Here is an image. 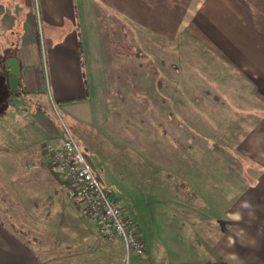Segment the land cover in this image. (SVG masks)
<instances>
[{
  "label": "crops",
  "instance_id": "obj_1",
  "mask_svg": "<svg viewBox=\"0 0 264 264\" xmlns=\"http://www.w3.org/2000/svg\"><path fill=\"white\" fill-rule=\"evenodd\" d=\"M0 24V188H9L0 190V264H95L81 259V202L41 150L63 139L43 112L52 117V105L101 185L109 167L183 209L179 231L136 214L151 264L171 237L167 250L185 242V253L169 264H264V0H0ZM11 57L17 93L4 68ZM128 90L155 99L151 131L126 117ZM21 97L35 105V124L17 139L15 128L28 125L16 119ZM7 225L40 229L46 242L60 227L56 258L17 246Z\"/></svg>",
  "mask_w": 264,
  "mask_h": 264
},
{
  "label": "rangeland",
  "instance_id": "obj_2",
  "mask_svg": "<svg viewBox=\"0 0 264 264\" xmlns=\"http://www.w3.org/2000/svg\"><path fill=\"white\" fill-rule=\"evenodd\" d=\"M31 13L33 15L35 14V12H31ZM2 27L3 26H1L0 24V32H1ZM1 35L2 34H0V36ZM9 36L11 37H9V42L6 47L11 48V49L13 48L14 53H16L19 48V42L18 40L14 41L16 37L14 36V39H13V34H10ZM40 49H41L42 58L39 57V65L41 66V70H42L41 74L43 76L44 84H45L42 86V90H45V96H46L44 98L45 101L49 102L50 100L48 99L49 91L47 90V86H46V79H47V68L46 67L47 65H46V59L45 57H43L41 42H40ZM132 77L134 76H129V78H132ZM126 93L128 94L129 99L122 101L123 104H126V103L128 104L126 107L127 112L125 113L126 117L130 119L134 118L138 122L139 126L137 127H142L144 130L151 131V128H149V126H151L152 124L151 114H152V111L155 109V107H152V101H155V99L151 98L150 96H149V99H146L144 94H142L141 92L135 93L132 90H128L126 91ZM24 95L25 94H22L23 97ZM33 95L34 94H31V96ZM15 96H16V101H19V95L17 96L16 94ZM39 96H41V93L38 94V97ZM22 101L23 102L21 104L18 103L20 108L19 106L18 108H16V119L17 118H18L17 120L23 119L24 122L28 123V125L15 128L17 139L20 137L21 133L25 132L26 134H28V132L30 131L29 127L31 126L30 122L31 123L34 122L31 119L32 115H29V114L35 113L34 111L35 105L33 104V102H31L27 98L26 99L23 98ZM22 106L25 107L23 108L24 111L21 108ZM32 107H33V110H32ZM49 108H50V104H49ZM50 110H52L51 112H52L53 118L48 114L49 113L48 111L47 113L45 110H43V112H45L47 115L46 116L47 123L52 124L55 127V129L58 130L61 133V135H63L64 133L63 125H65L68 128V124L66 120L63 118L61 114H58V111L55 108V106L52 105V108H50ZM39 111L40 109H38L36 114L37 113L39 114ZM163 113H164V108H163ZM41 116L44 117L45 114ZM58 116L60 117V119L58 118ZM141 119H143V122L139 123V120ZM51 121H53V123ZM175 122H173V125H175ZM177 123L182 124L185 130L188 127V124L186 123H183V122H177ZM129 125L135 126L136 124L129 123ZM153 125H155L154 122H153ZM169 133H173V131L169 129ZM33 139H34V136H33ZM79 146L82 150V147L80 144ZM87 154L88 156L90 155V153H87ZM107 169H108V172H107L108 179H106L107 184H102V187H105V188L107 187L106 189L112 192L113 197L112 196L110 197L115 200L114 201L115 204L117 203L116 206L118 205L119 207L123 208V210L125 209L128 210L129 215H130L129 217L131 218V219L130 218L128 219L132 221L133 226H134L136 214L141 215L142 221L144 223L145 222L148 223L150 227L152 225L154 226L160 225L159 223H163V224L165 223L164 228L166 229L167 227L166 225L168 223L170 226L176 225L175 229L179 231V227H181V225L183 224L185 225V219H181L179 217L181 214H183V209L179 207L180 206L179 204H173L171 201L168 200V196H169L168 193L166 195L161 194L160 196H158V198L153 197L151 191H149V188H143L139 184L141 183V181L139 180L136 181L132 177L125 178L126 175H123L121 172L114 174L113 171H111L109 167H107ZM4 173L5 172H2V171L0 172L2 177H4ZM108 184L112 186H109ZM122 184H124V187H122ZM8 189L9 188H2V187L0 188V190H5V191ZM163 189L167 192L170 188L163 187ZM0 202H3V201H0ZM79 206H80L81 232L78 238L80 242L81 259L89 258V257L95 258V264H151L150 263L151 259L148 261L147 256H146L147 260H143L141 258H136V257H130V259L126 262L125 257H124L123 245L120 239L116 238L115 240L111 242L103 239L98 234L96 228H94L95 225L90 219V217L87 215L84 206L81 203L79 204ZM8 221L11 222L10 218L8 219ZM8 221L6 220V222ZM12 225L13 224L11 223L10 226ZM10 226L7 225V230L10 232L11 238H14V241L16 242L17 246L26 249L28 252H31V249H33L37 259L51 261L54 258H56L57 252L55 250H57V243L59 242L58 238H60L62 235V233L59 234V232L61 231L60 227H56L52 230L53 233H51L50 236L47 237V242H46V236L43 234H38V231H41L40 229L31 228L28 230L23 227H17L16 233H14L15 231ZM160 228L161 226L157 228V232H159L158 229ZM183 230H184V226L182 227V231ZM158 236L159 235L157 234L155 235V240H160V237H163V236L168 237V235H161L159 237ZM184 236L181 234H177L175 240L184 241ZM147 237L149 240L152 239L151 236H147ZM173 238L174 237H171L166 242H160L159 244L157 243L158 245L156 244L157 245V251L155 252L156 256H153V257L158 261L157 264H169V258L173 257L171 256L173 254L176 255L177 257L184 255L185 251H184L183 244L185 242L180 243V244L178 243L177 245H181V246H179L174 251L167 250L168 244L169 245L174 244V242H172ZM48 240L50 241L51 244H53L52 247L50 246V243ZM147 245L149 246V243H147ZM144 248H145V244H144ZM170 249H173V248L171 247ZM20 253H23V250H21ZM43 264H47V263H43ZM81 264H84V263L81 262Z\"/></svg>",
  "mask_w": 264,
  "mask_h": 264
},
{
  "label": "built area",
  "instance_id": "obj_3",
  "mask_svg": "<svg viewBox=\"0 0 264 264\" xmlns=\"http://www.w3.org/2000/svg\"><path fill=\"white\" fill-rule=\"evenodd\" d=\"M63 132L59 145L44 143L41 149L48 157L50 168L68 181L67 196L81 202L103 239L109 242L120 239L126 262L130 257L146 259L144 243L132 221L124 216L99 183L78 142L65 125Z\"/></svg>",
  "mask_w": 264,
  "mask_h": 264
},
{
  "label": "water",
  "instance_id": "obj_4",
  "mask_svg": "<svg viewBox=\"0 0 264 264\" xmlns=\"http://www.w3.org/2000/svg\"><path fill=\"white\" fill-rule=\"evenodd\" d=\"M4 68L9 73L8 87L12 93L18 92L20 64L17 58L11 57L5 60Z\"/></svg>",
  "mask_w": 264,
  "mask_h": 264
}]
</instances>
